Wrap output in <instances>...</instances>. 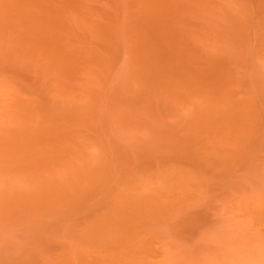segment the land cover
Segmentation results:
<instances>
[{"label": "rangeland", "instance_id": "rangeland-1", "mask_svg": "<svg viewBox=\"0 0 264 264\" xmlns=\"http://www.w3.org/2000/svg\"><path fill=\"white\" fill-rule=\"evenodd\" d=\"M0 264H264V0H0Z\"/></svg>", "mask_w": 264, "mask_h": 264}, {"label": "bare ground", "instance_id": "bare-ground-1", "mask_svg": "<svg viewBox=\"0 0 264 264\" xmlns=\"http://www.w3.org/2000/svg\"><path fill=\"white\" fill-rule=\"evenodd\" d=\"M201 222V221H200Z\"/></svg>", "mask_w": 264, "mask_h": 264}]
</instances>
